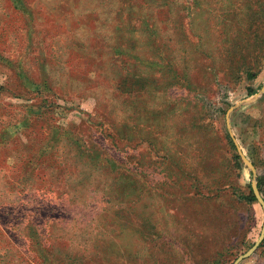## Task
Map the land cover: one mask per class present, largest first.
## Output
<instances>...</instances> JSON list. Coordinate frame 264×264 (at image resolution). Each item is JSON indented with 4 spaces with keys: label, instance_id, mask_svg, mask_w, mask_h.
I'll return each instance as SVG.
<instances>
[{
    "label": "rangeland",
    "instance_id": "obj_1",
    "mask_svg": "<svg viewBox=\"0 0 264 264\" xmlns=\"http://www.w3.org/2000/svg\"><path fill=\"white\" fill-rule=\"evenodd\" d=\"M240 151L264 0H0V264H235L264 224Z\"/></svg>",
    "mask_w": 264,
    "mask_h": 264
},
{
    "label": "water",
    "instance_id": "obj_2",
    "mask_svg": "<svg viewBox=\"0 0 264 264\" xmlns=\"http://www.w3.org/2000/svg\"><path fill=\"white\" fill-rule=\"evenodd\" d=\"M240 154H241V157L242 159L244 160V162L254 171L256 172V168H255V165L252 163V161H250L242 151H240ZM253 188H254V192H255V195L256 197L258 198L259 202L262 204L263 208H264V199L260 193V191L258 190L257 188V183L256 181L253 182ZM264 239V224H263V229H262V232H261V235H260V238L259 240L255 243V245L245 254L241 255L240 257H238V259L236 260L235 264H238V262L242 259H244L245 257H248L250 256L254 251L255 249L257 248V246L262 242V240Z\"/></svg>",
    "mask_w": 264,
    "mask_h": 264
},
{
    "label": "trees",
    "instance_id": "obj_3",
    "mask_svg": "<svg viewBox=\"0 0 264 264\" xmlns=\"http://www.w3.org/2000/svg\"><path fill=\"white\" fill-rule=\"evenodd\" d=\"M248 76L249 77H254L255 75H253V72H251V71H248ZM236 157L239 159L240 157H239V155L237 154L236 155ZM253 164L258 168H260L261 167V169L263 168V170H264V162L262 161V162H255V161H253ZM261 180L262 179H264V171H261ZM259 187H260V189H261V184H260V181H259ZM251 193H252V196L255 198V196H254V194H253V191L251 190Z\"/></svg>",
    "mask_w": 264,
    "mask_h": 264
}]
</instances>
